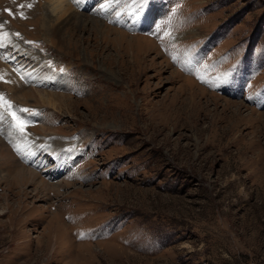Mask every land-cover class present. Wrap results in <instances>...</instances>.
<instances>
[{
    "label": "rangeland",
    "instance_id": "rangeland-1",
    "mask_svg": "<svg viewBox=\"0 0 264 264\" xmlns=\"http://www.w3.org/2000/svg\"><path fill=\"white\" fill-rule=\"evenodd\" d=\"M45 3L0 0L1 79L69 97L0 82V264H264V0Z\"/></svg>",
    "mask_w": 264,
    "mask_h": 264
},
{
    "label": "bare ground",
    "instance_id": "bare-ground-1",
    "mask_svg": "<svg viewBox=\"0 0 264 264\" xmlns=\"http://www.w3.org/2000/svg\"><path fill=\"white\" fill-rule=\"evenodd\" d=\"M22 1V0H21ZM44 2H46V6L50 12V15L52 16V19H45L44 17L41 18V23L36 25H39L41 27V29H45L47 30L49 33L47 35H49L50 33H53V35H59L60 33H62L63 31L67 34V32L72 31L74 29V27L76 26V24H72L70 22V16L68 14V17H64L66 15V12L69 9V0H42ZM27 3V2H26ZM67 5V7L64 5ZM48 4V5H47ZM43 5V4H42ZM50 7H52V9L50 10ZM45 8V7H44ZM36 12V11H35ZM40 12V11H39ZM41 14V12H40ZM38 15V14H37ZM12 16V15H11ZM13 17V16H12ZM15 18V17H14ZM19 18V17H18ZM70 18V19H69ZM17 19V18H16ZM79 24L81 25L82 20L79 19L78 20ZM77 22V23H78ZM38 29V28H37ZM71 29V30H70ZM69 30V31H68ZM8 34V30L7 28H3L2 31H0V40H3L2 43L0 42V60H4L5 58H7V50L10 49V45L12 44L9 40V37H7ZM56 36V37H57ZM70 41V40H69ZM11 43V44H10ZM16 48V47H15ZM6 50V51H5ZM130 52H132L133 56L135 58H137L140 63L142 62V64L144 65L145 69L148 67V60H147V53H150V51L146 50L145 48H137V49H132L128 51H122L121 53H119V56L121 58H125V57H129L130 56ZM135 62V61H134ZM3 66V65H2ZM1 66V62H0V69L2 68ZM7 65H5L6 67ZM4 67V66H3ZM4 67V68H5ZM18 68V67H17ZM6 69V68H5ZM8 69V68H7ZM20 70H22V66H19ZM3 70V69H2ZM9 70H13L12 68H10ZM39 70V69H37ZM4 71V70H3ZM28 72V71H27ZM6 73V72H5ZM25 73V71H21L20 74ZM9 74V73H8ZM17 74V73H16ZM4 79L2 80L0 77V82H4L5 85L7 86V84L11 85V88H7V90L10 93H14V95L16 94V98L19 101H24L27 102V100H29V98H34L36 102H39L40 104H44L46 103L47 105H56L58 106L57 102H54L55 99H57L58 101L61 99H64V95H60L58 93H49L43 91V90H38L36 88V85H43L44 84V79L42 76L37 75L36 72L34 71H30L28 74L26 73V79L27 81H32L31 83V87L28 89L26 87L27 83L26 82H22L21 79L19 78L20 75L18 76H14V75H5L3 74ZM25 76V75H24ZM38 79L35 82L34 79ZM43 80V84H40ZM4 85V84H3ZM29 85V83H28ZM27 85V86H28ZM130 86V85H129ZM4 87V86H3ZM195 95H193L194 99L196 96V93H194ZM69 98V97H67ZM64 100L60 101V104L63 103ZM207 105V104H206ZM44 106V105H42ZM130 106V105H129ZM217 107V106H216ZM128 109V108H127ZM217 108H215L216 110ZM43 127V126H42ZM43 130H46L44 128H42ZM11 132V131H10ZM14 136V135H13ZM12 136V137H13ZM21 136V135H20ZM16 137H14L15 139ZM22 138V137H21ZM24 138V137H23ZM27 138V137H25ZM24 138V139H25ZM17 139V138H16ZM15 139V140H16ZM23 139V140H24ZM14 140V141H15ZM18 140V139H17ZM28 140V139H27ZM13 141V142H14ZM20 141V140H18ZM44 141V140H43ZM45 143V142H44ZM10 144V143H9ZM46 144V143H45ZM14 146V145H13ZM15 147V146H14ZM48 149V148H47ZM1 150V149H0ZM53 151V150H51ZM14 153L11 152L9 147H6L3 151L2 154H0V161H9L11 158L14 159L15 156H13ZM51 154V153H50ZM53 154V153H52ZM15 162V161H14ZM7 163V162H6ZM20 163V161H19ZM17 164L16 168L15 167H10L7 166V175H9L8 177L14 176L15 179L21 178V182L23 181L24 183L29 182V181H35V176H36V172L31 169V168H26L25 166L21 165V164ZM43 163V162H42ZM42 163H39L42 165ZM41 182V186H43L42 188L47 187L48 183L45 181H40ZM60 182L58 183H54L53 185L56 186L58 184H60Z\"/></svg>",
    "mask_w": 264,
    "mask_h": 264
},
{
    "label": "snow or ice",
    "instance_id": "snow-or-ice-1",
    "mask_svg": "<svg viewBox=\"0 0 264 264\" xmlns=\"http://www.w3.org/2000/svg\"><path fill=\"white\" fill-rule=\"evenodd\" d=\"M144 2V0H136V3H139V4H142ZM29 7H31V5H29ZM23 18V17H22ZM0 26H2V25H0ZM24 111H28L27 109H25ZM19 127H20V130L21 131H23L24 130V124H23V122H19V125H18Z\"/></svg>",
    "mask_w": 264,
    "mask_h": 264
}]
</instances>
